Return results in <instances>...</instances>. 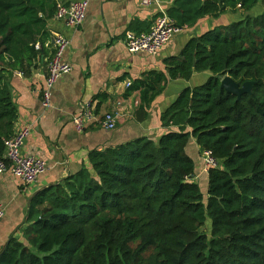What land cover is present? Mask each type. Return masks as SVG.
<instances>
[{
	"label": "trees",
	"instance_id": "1",
	"mask_svg": "<svg viewBox=\"0 0 264 264\" xmlns=\"http://www.w3.org/2000/svg\"><path fill=\"white\" fill-rule=\"evenodd\" d=\"M59 0H0V161L15 135L18 110L9 80L42 68L55 53L49 22ZM69 4V3H65ZM264 0H176L169 17L192 28L207 17L243 12L240 22L191 39L126 97L149 107L169 81L208 72L164 113L170 132L95 150L84 168L41 190L0 264H264ZM231 78L241 97L221 87ZM100 103L108 99L98 97ZM96 99V100H98ZM97 108H100V107ZM211 150L219 168L203 192L187 154L190 139Z\"/></svg>",
	"mask_w": 264,
	"mask_h": 264
},
{
	"label": "crops",
	"instance_id": "2",
	"mask_svg": "<svg viewBox=\"0 0 264 264\" xmlns=\"http://www.w3.org/2000/svg\"><path fill=\"white\" fill-rule=\"evenodd\" d=\"M59 1L72 3L81 0ZM87 1L86 19L79 28H68L55 18L49 22L52 44L57 34L69 39L70 45L63 59L72 66V71L62 76L52 89L50 106H43L41 95L48 74L47 61L31 76L16 72L9 80L18 110L15 133L24 128L30 130L22 152L44 159L48 170L36 184L28 186L10 172L0 176V200L5 207V217L0 221V252L12 238L24 242L20 227L27 217L33 194L59 184L84 168L92 171L91 152L138 139L158 143L168 134L170 129L164 126V113L182 91L206 83L210 73L195 72L189 81H169L163 93L149 107L145 106L142 113L141 91L126 97L128 88L148 72L167 74L165 61L179 57L191 39L217 27L238 23L244 16L241 11H229L218 19L207 17L192 28L184 27L183 33L157 55L131 54L125 44L127 34L148 33L158 16L166 14L169 17L168 12L176 0H158L150 7L142 6V0ZM102 94L108 99L99 106L98 97ZM85 104H91L99 117L114 112L116 129H101L92 120L86 123L83 132H79L73 119ZM186 151L196 166L194 180L200 182L204 179L203 186L206 187L208 174L203 172V150L192 138Z\"/></svg>",
	"mask_w": 264,
	"mask_h": 264
},
{
	"label": "built area",
	"instance_id": "3",
	"mask_svg": "<svg viewBox=\"0 0 264 264\" xmlns=\"http://www.w3.org/2000/svg\"><path fill=\"white\" fill-rule=\"evenodd\" d=\"M158 0H142V6L150 7ZM89 2L87 0L75 1L69 4L60 3L55 19L61 21L66 27L77 29L86 19ZM183 28L175 25L166 14L158 16L154 20L152 29L145 34L128 33L125 44L131 54L157 55L164 47L171 43L176 36L182 34ZM70 41L64 35L54 37L55 53L47 64V78L45 86L41 91L42 104L48 108L52 100V89L57 81L72 71V66L63 59L64 52L69 47ZM94 120L96 125L104 130L113 131L116 129V114L107 113L102 117L95 114L91 104L81 106L73 123L79 132H83L86 123ZM30 135L27 128L15 133L14 136L5 141V154L0 161V176L10 172L25 185L36 184L40 177L48 170L47 162L36 156L24 155L23 146ZM204 169L207 173L211 168H219V161L211 150H203ZM5 217V207L0 200V221Z\"/></svg>",
	"mask_w": 264,
	"mask_h": 264
},
{
	"label": "water",
	"instance_id": "4",
	"mask_svg": "<svg viewBox=\"0 0 264 264\" xmlns=\"http://www.w3.org/2000/svg\"><path fill=\"white\" fill-rule=\"evenodd\" d=\"M54 44V40H53ZM221 87L225 89L228 93L233 94L235 96L241 97L242 94L247 93L251 90L252 84L247 83L242 88L240 85H238L236 82H234L231 78L226 77L222 80ZM40 191H37L33 194V196L30 198L29 206L32 202V199L39 193Z\"/></svg>",
	"mask_w": 264,
	"mask_h": 264
},
{
	"label": "rangeland",
	"instance_id": "5",
	"mask_svg": "<svg viewBox=\"0 0 264 264\" xmlns=\"http://www.w3.org/2000/svg\"><path fill=\"white\" fill-rule=\"evenodd\" d=\"M264 9H263V7L262 6H260L257 10H255L252 14L253 15H255V14H258V13H260V12H262ZM206 174V173H205ZM207 175V174H206ZM198 182H199V180H198ZM200 186H201V188H202V190H203V192H205L206 191V189L205 188H207V186L205 187V186H203V183H204V179L203 180H201L200 182Z\"/></svg>",
	"mask_w": 264,
	"mask_h": 264
}]
</instances>
